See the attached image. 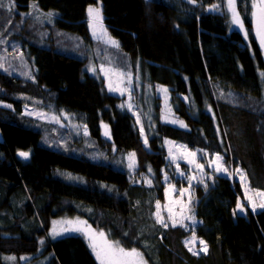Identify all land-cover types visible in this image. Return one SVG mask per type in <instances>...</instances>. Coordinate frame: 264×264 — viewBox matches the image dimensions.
<instances>
[{"label": "trees", "instance_id": "trees-1", "mask_svg": "<svg viewBox=\"0 0 264 264\" xmlns=\"http://www.w3.org/2000/svg\"><path fill=\"white\" fill-rule=\"evenodd\" d=\"M28 1L12 0L11 12L0 9V38L8 44L18 36V7L26 9ZM38 1L56 13L62 30L91 39L87 8L99 0ZM100 1L110 33L124 51L143 59L154 83L169 87L174 112L187 127L158 118L145 145L135 116L120 107L122 97L84 71L85 57L20 39L36 70L25 78L0 69V263L99 264L81 233L48 234L52 220L67 215L139 249L150 264H264V210L233 214L244 197L234 177L216 174L207 187L194 186L193 229L163 228L152 215L165 197V173L187 183L169 158L167 139L220 153L264 191V50L252 31L249 0H237V8L252 31L250 44L228 14L208 11L220 0ZM189 94L196 107L184 99ZM30 103L70 113L109 153L113 147L118 155L135 151L141 179L126 168L42 145L45 125L26 114ZM104 122L111 141L103 138ZM19 151H29V158ZM150 166L148 186L143 174ZM193 232L207 243L206 253L194 255L185 246ZM23 255L31 257L22 261Z\"/></svg>", "mask_w": 264, "mask_h": 264}, {"label": "rangeland", "instance_id": "rangeland-1", "mask_svg": "<svg viewBox=\"0 0 264 264\" xmlns=\"http://www.w3.org/2000/svg\"><path fill=\"white\" fill-rule=\"evenodd\" d=\"M3 2L5 5H7L9 3V0H3ZM225 3H226V0H225ZM26 5H27L26 9H21L18 7V12L20 13V16L17 17L19 25L16 27V31H15L18 34V36L16 37L17 40L13 39L14 41L11 40L9 42L10 44H8L5 37L2 39L0 38V41H2L0 42V63H3L5 69H7L10 72H13L14 74L20 77H25V78L31 77V74H33V72L36 70L32 57L29 56V53L27 54L29 48L28 49L24 48L25 46H23V43L20 41V39L22 38L28 40L30 43H34L40 46L54 45L59 51L67 55L85 57L86 62L84 65V71L88 73L89 75H92L96 77L97 79L102 80L107 90H108V84H109V77H106L104 75V72L101 71L102 65L105 68H108L111 64L112 67L120 69L124 72H131L132 77H133L131 85H128V84L118 85L117 77L114 75L111 76V80H112L114 87L116 86L131 87V90H132L131 103L133 104V108L129 110L127 107H125V109L130 111L135 116L136 121H137V116L139 115L140 121L144 126V133L145 135H147V137L153 134L156 123L158 122V118H161V120L166 122L163 119V117L167 116L169 120L178 119V120H182L185 123V121L178 116L176 111L174 112L175 104L172 102L169 87L162 83H154L152 81L147 65L144 63L142 58L132 56L129 52L124 51L121 46H119V48H114L104 43L103 40H98L94 38L92 34V29L89 23H88V27H89L91 39H86L80 33L72 32V31H64L60 27H58L56 23V19H57L56 13L53 10L44 9L38 0H29ZM33 5H36V7L34 8ZM89 7H94V8L99 7L101 9L102 17H103L102 23H103L104 28L107 30L108 35H110L113 39L119 42V40L116 39L110 33V30L105 24L102 2L99 0L97 3L90 4L88 8ZM49 13H51L52 15L49 16L48 15ZM228 16H229L231 27L239 29L238 26L231 24L230 15ZM241 19L243 20L244 28L248 30V38L245 39V43L250 44L249 33L252 32L253 29L252 31L251 29L249 30L242 16H241ZM88 20H89V17H88V12H87V22ZM253 26H254V21H253ZM239 30L243 34V30L241 29ZM119 45H120V42H119ZM89 66H95L96 72L93 73L91 71H88ZM24 73H29L30 75H24ZM262 74H264V70L263 72H261V76L264 79V75ZM137 75L139 76L138 80L136 79ZM149 85H151V87H149ZM157 86H162L163 88L168 89L167 106L165 105V94L163 93V91H157ZM111 93L122 97L123 104H126V102L128 101L127 93H125L124 95H121L119 92H111ZM186 97H188V101L190 102V104L193 107L194 106L196 107L194 100L192 98V95L189 94ZM31 110H36V111L49 114L48 119H40L36 116H31L32 118L37 119V121L40 122L41 124L45 125V127L41 129L42 131L41 144L42 145L52 148V149H57V150L66 152L71 155L86 156L95 161L111 163L118 168H121V169L126 168L130 170L128 168V163H129L128 154L135 152V151L129 150L123 154L118 155L116 154L115 147L112 148L110 153L108 150L106 151L105 149L100 148L98 139L91 134L90 129L87 127V135H85L84 125L79 124L70 113L64 110H58V111H53V112L47 111L39 107L35 103H30L29 105H27L25 112L31 111ZM61 112L67 113L69 118L65 119L64 117H61L60 123H55L51 121L52 113H55L56 115H60ZM167 123H170V122H167ZM104 124L107 125L108 129L110 130L109 125L106 124L105 122ZM137 125L140 129V124L137 123ZM174 125H178V124H174ZM103 133H105V127L103 130ZM103 138L104 139L107 138L111 141V135L110 137H105L103 135ZM167 141L174 142V144L166 143L167 149H168V155H169L170 148H172L174 153H177L178 152V149L176 147L177 145H186L182 142H178L172 139H167ZM186 146L189 150H192V151L200 150V149H192L188 145ZM204 152L208 154L207 157H205L204 159H199L198 161L199 163L205 164L204 175L202 177L204 183H198L197 181H193L194 186L198 184L208 183L209 181H211V178L213 175L223 174V173H215L212 168L208 167V160L213 158L216 153H209L206 150H204ZM135 154H136L135 169L130 170V171L133 173V175L136 177L138 181V179H141L142 176H141V173L137 171L139 170V159H138V155L136 152ZM198 156H199V153H198ZM178 163L180 165V168L179 170L176 169V173L181 178H184L187 181V183L183 185L182 183H177L174 180H170L169 178L165 179L164 177V181L166 184L165 197L163 200H159V201L162 206L161 213L164 216L165 220H167V211L164 208V205H166L169 200V196H166V191L169 189L170 185H174L176 191H173L170 194V197L171 199L179 198V191L181 189L188 188L189 185H188L187 177L188 175L192 174L191 169L193 166L187 164L184 160H179ZM172 164L176 168V165L173 162ZM225 166L228 167L229 172L232 173L230 177H234L236 180H240L239 176L236 174L237 168L243 170V172L245 173L244 169L240 165L233 166V165H228L225 162ZM149 168L151 169V172H149ZM149 168L147 171L148 174L144 173L147 175H144L142 173L143 181L145 177H147L151 179L150 185H153L152 184L153 183V167L150 166ZM181 172L184 173L183 176L180 175ZM197 175L199 174L197 173ZM67 179L73 180L70 177H68ZM248 183L251 186L249 179H248ZM147 185L150 186L149 184ZM251 188L254 189L252 186ZM254 190L263 191L259 189H254ZM243 195H244V189H243ZM193 197H194V194H193ZM184 199L187 200V196H185ZM240 201L244 203V206L246 209H248V207L250 208L247 201L244 200V197L240 199ZM194 202H195V199H194ZM194 202L192 204V208H193ZM257 202L259 203L260 201L258 200ZM257 210H260V209H257ZM77 218H79V220L81 221H85L83 218L79 216H67L66 215V216L54 218L52 220L50 232L53 227V221L61 222L64 220H76ZM185 223L189 225L191 224L190 221H185ZM169 225L171 226V224ZM60 226H61L60 224L57 225L58 230ZM92 228L95 229L94 227ZM189 229H193V228L189 227ZM50 232L48 233L49 235H50ZM70 233H78V232H70ZM196 237H197V241L195 245L189 244L188 246L193 247V250L195 252H200V249L202 246L199 244V240H201V238L198 236ZM190 238L191 236L188 237L186 240H190ZM107 239L110 241H115L111 239L108 234H107ZM22 257H27L26 260L21 259L22 261H28L31 256L23 255ZM148 264L150 263L148 262Z\"/></svg>", "mask_w": 264, "mask_h": 264}, {"label": "snow or ice", "instance_id": "snow-or-ice-1", "mask_svg": "<svg viewBox=\"0 0 264 264\" xmlns=\"http://www.w3.org/2000/svg\"><path fill=\"white\" fill-rule=\"evenodd\" d=\"M189 3L195 5L197 4L198 0H188ZM250 6V18L254 21L253 26V34L257 38L260 48L264 50V0H249ZM14 3L9 0L7 5L4 4L3 0H0V9L7 8L9 12L14 9ZM35 8L36 5H33ZM208 11L210 12H217L222 14H228L231 18V24L236 25L239 29L243 30V34L245 39L248 38V30L244 28L243 20L241 19L240 12L237 9V0H220L218 4H212L209 6ZM88 23L92 29L93 37L98 40H103L104 43L114 47L119 48V42L113 39L110 35H108L107 30L104 28L102 20V11L99 7H89L88 10ZM49 16L52 14L49 13ZM2 42V41H0ZM110 64V62H109ZM0 69H7L4 68L3 63H0ZM88 71L93 73L96 72L95 66H89ZM101 71L104 72L106 77H109V84L108 90L110 92H119L121 95L125 93L128 94V101L126 104L120 105L121 108L127 107L129 110L133 108V104L131 103L132 95H131V87H119L113 86L111 76L114 75L117 77V84H128L131 85L132 82V73L131 72H124L120 69L112 67L111 64L108 68H105L103 65L101 66ZM24 75H30L29 73H24ZM264 75V74H262ZM136 79H139L137 75ZM151 87V85H149ZM157 91H163L165 94V105L167 106V93L168 89L163 88L162 86H157ZM185 100L188 97L184 98ZM5 107L11 108V105H5ZM170 111V109H169ZM209 111L211 108L209 107ZM29 116H36L40 119H48L49 114L31 110L26 112ZM61 117L68 119V114L61 112L60 115H56L55 113L51 114V121L55 123H60ZM163 119L166 122H170L173 124H178L180 127H187L182 120L172 119L169 120L167 116H164ZM137 123L140 124V133L144 136V144H148V137L144 133V126L140 121L139 115L137 116ZM63 126V125H62ZM79 127V126H77ZM106 137H110L111 133L108 129L107 125H104ZM84 134L87 135V126H84ZM166 143L174 144V142L166 141ZM178 149L177 153H174L172 148L169 149V157L171 161L176 165V169L179 170L180 165L178 163L179 160H184L187 164L193 166L191 169L192 174L188 175V188L181 189L179 191V198L171 199L170 194L173 191H176L174 185H170L169 189L166 191V196H169L168 203L164 205V208L167 211V220H165L164 216L161 213V203L160 201H156L155 204V212L152 214L155 218V224L160 225L163 228H168L169 224L171 227L175 228L177 226L184 228L187 230L189 227L195 228L198 221L196 220L195 212L192 208V204L194 202L193 197V181H197L198 183H204L202 177L204 175L205 164L199 163V159H204L207 157V153L204 152L203 149L192 151L187 148L186 145H177ZM115 150V149H114ZM199 153V156H198ZM18 155L24 159L29 158L30 152L29 151H19ZM135 152L128 154V168L130 170L135 169ZM208 167L212 168L215 173H223L226 175H232L229 172L228 167L225 166L224 156L220 153H216L213 158L208 160ZM149 172L151 169L149 168ZM197 173L199 175H197ZM236 174L240 178V182L244 189V200L247 201L249 204L252 212H256L257 209L264 210V191H257L251 188L248 183V177L243 172V170L237 168ZM180 175H184L183 172ZM71 178V177H70ZM167 174L165 173V179H167ZM75 179V178H73ZM144 182L147 184H151V179L145 177ZM207 187V185H204ZM187 196V200L184 197ZM260 201L259 203L257 201ZM247 209L244 206V203L241 201H237L236 208L233 210L234 215L243 214L246 212ZM185 221H190L191 224H186ZM60 224L59 230L57 225ZM70 232H78L81 233L88 241V245L92 250L93 254L95 255L96 260L99 264H148V261L144 258V253L141 252L139 249L133 247L131 249H127L123 247L119 241H110L107 239V234L103 230H96L93 229L90 225L87 224L86 221H81L79 218L76 220H64L61 222L53 221V227L50 232L52 238H56L58 236H62L66 233ZM197 241V237L195 232H193L190 240H185V246L187 247L189 244L195 245ZM43 240L40 241L43 244ZM199 244L202 246L200 252L206 253L207 252V243L204 240H199ZM188 250L193 252L194 255L200 254L199 252L193 251V247H189ZM14 259V258H13ZM22 260H26L27 257H20Z\"/></svg>", "mask_w": 264, "mask_h": 264}, {"label": "water", "instance_id": "water-1", "mask_svg": "<svg viewBox=\"0 0 264 264\" xmlns=\"http://www.w3.org/2000/svg\"><path fill=\"white\" fill-rule=\"evenodd\" d=\"M1 264V263H0Z\"/></svg>", "mask_w": 264, "mask_h": 264}]
</instances>
